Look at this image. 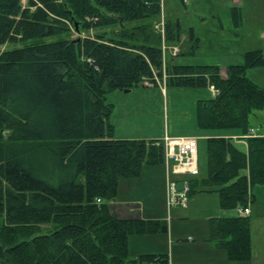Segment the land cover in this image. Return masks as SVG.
Segmentation results:
<instances>
[{
	"label": "trees",
	"instance_id": "16d2710c",
	"mask_svg": "<svg viewBox=\"0 0 264 264\" xmlns=\"http://www.w3.org/2000/svg\"><path fill=\"white\" fill-rule=\"evenodd\" d=\"M163 1L0 0V264H169L167 254L134 257L129 250L131 234L166 230L164 221L110 209L120 178L140 175L145 163H165L163 138H116L109 121L107 93L145 79L218 88L198 100L199 126L248 135L245 144L207 137L208 174L189 179V195L217 191L224 210L255 201L254 186L264 184V134L249 131L264 109V87L247 68L264 64V53L248 50L225 76L217 64L173 60L181 51L164 61L155 28ZM132 22L138 24L130 28ZM112 25L120 26L116 35L59 36L73 26L81 33ZM165 32L168 44H179L178 19L167 18ZM190 39L198 47L193 31ZM17 40L26 43L2 48ZM250 218H210L211 239L231 259L252 255Z\"/></svg>",
	"mask_w": 264,
	"mask_h": 264
},
{
	"label": "rangeland",
	"instance_id": "374dc122",
	"mask_svg": "<svg viewBox=\"0 0 264 264\" xmlns=\"http://www.w3.org/2000/svg\"><path fill=\"white\" fill-rule=\"evenodd\" d=\"M233 3L234 0H164L165 19H178L183 30L177 44L180 48L178 52L181 53L173 60L192 64H217L222 69L229 64L244 62V55L248 50L262 49L264 53V24L260 23L258 28L253 26L264 15V0H245V4L240 7L241 19L234 15ZM260 4L262 8H258ZM136 24L138 22H132L128 26L131 28ZM119 30V25H112L85 29L78 33L73 26L70 33L59 36L76 37L79 34H94L96 31L116 35ZM191 31L198 38V47L195 49L190 39ZM24 43L26 42L22 40L7 41L2 48L21 46ZM166 56V59L171 58L169 51ZM247 76L264 87V64L248 67ZM163 88L164 90L161 86L140 84L131 91L120 88L109 91L106 101L113 104L109 121L115 126L114 136L150 140L164 137L166 131L170 135L196 136L199 142L200 168L196 177L202 180L208 174L207 137L226 130L205 129L198 124V100L210 97L212 90L209 87H165L164 81ZM251 120L253 127H262L264 133V109L256 110ZM236 130L238 135L235 140L245 144V134L240 129ZM152 166L156 164L145 163L140 175L120 178L116 200L139 201L145 206L147 216H164L173 220L174 233L170 227L168 231L131 234L129 250L132 256L164 251L175 264H264L263 188H255L257 198L250 205L252 255L249 259L235 260L229 257L226 249L215 248V242L210 238V218L237 215V210L222 209L219 194L213 190L189 195L188 205L185 207L169 206L165 181ZM162 166L166 167L164 164ZM171 176L192 178L189 174L173 172Z\"/></svg>",
	"mask_w": 264,
	"mask_h": 264
},
{
	"label": "built area",
	"instance_id": "2783aa9c",
	"mask_svg": "<svg viewBox=\"0 0 264 264\" xmlns=\"http://www.w3.org/2000/svg\"><path fill=\"white\" fill-rule=\"evenodd\" d=\"M165 18L162 17L156 23V28L162 34V50L163 59L166 60V55L169 53L177 54L179 51L178 45H169L165 40ZM213 95H217L219 90L215 85H210ZM255 134V129L250 128L249 135ZM246 134L245 136H247ZM165 144V164L167 166V197L169 206L180 205L187 206L189 199V182L185 180L184 189L178 187V179L171 176V172L175 174H191L199 173V142L196 136H175L166 133L163 137ZM100 201V199H98ZM240 215H248L250 207L239 206L236 208ZM149 264H158L154 261Z\"/></svg>",
	"mask_w": 264,
	"mask_h": 264
},
{
	"label": "crops",
	"instance_id": "0c3cea01",
	"mask_svg": "<svg viewBox=\"0 0 264 264\" xmlns=\"http://www.w3.org/2000/svg\"><path fill=\"white\" fill-rule=\"evenodd\" d=\"M233 4H234L235 7L239 8V10L237 11V14L239 15V12H241V8L240 7L245 4V0H234ZM261 5L262 4L258 5L259 6L258 8H262ZM162 7L164 8V1H163ZM162 14H164V10H163ZM241 15H242V12H241ZM259 18H262V19H260L259 21H255L254 22L255 24L253 25V26H256L257 28L261 26L260 23L264 24V15L263 16L261 15ZM221 73H222L223 76L226 75V67L225 68L222 67ZM142 84H144L145 86H152L153 85V83L149 79H145V81ZM164 84H165V82H164ZM160 86L164 90L163 82L160 83ZM209 88H210V86H209ZM210 90H211V88H210ZM251 128L255 129V134L254 135H256V134H261V135L264 134L262 132V127H260V126L259 127H253L252 126ZM166 133H168V132L166 131ZM236 135H238V132H237L236 129H226V130H224V132H218V133H215V134H211L209 136H233V137H236ZM162 138H154V139H162ZM162 164L163 163L156 164V166H152V167H155V169H157L159 171V172L157 171V173H158L159 176H161L164 179L165 184H166V190H167V167L163 168ZM164 165H165V163H164ZM175 178L176 179H188V182L190 183V181H189L190 178H186L184 176L183 177H181V176L179 177L178 176V177H175ZM255 188H263L264 189V184H257L256 186H254L252 193L254 194L255 200H256L257 195L255 193ZM116 199H117V197L110 200V209H111L112 213H114L116 216L125 217V218H143V219H146V220H154V219L155 220H162V221H164L165 225L167 226V231L170 230V227H171V232L174 233V221L173 220H170L169 218L164 217V216H162V217H156L154 215L153 216L152 215L147 216L146 215L145 206H142V204L139 201H134V202L130 201V202H128V201L116 200ZM167 202H168V197H167ZM250 205H249V207H250ZM251 214H252V211H251ZM237 215H239V214H237ZM145 234H147V233H145ZM142 235H144V233H142ZM214 246H215L216 249L224 248V247H219L217 244H214ZM172 249L174 251V245H172ZM160 253L167 254L169 264H175L174 261L172 260L171 256L168 253L163 251V252H159V253H156V254H160Z\"/></svg>",
	"mask_w": 264,
	"mask_h": 264
},
{
	"label": "water",
	"instance_id": "95a60500",
	"mask_svg": "<svg viewBox=\"0 0 264 264\" xmlns=\"http://www.w3.org/2000/svg\"><path fill=\"white\" fill-rule=\"evenodd\" d=\"M132 90V88H126L125 89V91H131ZM184 181H180L179 183H178V187H179V189H183L184 188Z\"/></svg>",
	"mask_w": 264,
	"mask_h": 264
}]
</instances>
